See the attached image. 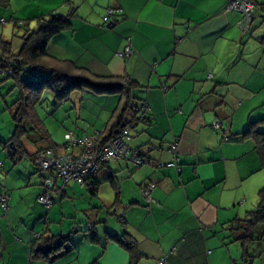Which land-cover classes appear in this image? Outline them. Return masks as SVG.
Segmentation results:
<instances>
[{
    "label": "crops",
    "instance_id": "0c3cea01",
    "mask_svg": "<svg viewBox=\"0 0 264 264\" xmlns=\"http://www.w3.org/2000/svg\"><path fill=\"white\" fill-rule=\"evenodd\" d=\"M228 1L0 0L1 20L8 15L27 22L30 30L38 18L68 17L70 28L49 41L42 67L52 71L70 62L91 76L137 85L133 97L139 107L124 120L130 126L128 145L145 162L137 170L124 162L102 166L89 180L97 185L94 194L69 183L57 202L44 208L37 203L44 175L32 157L49 144L61 154L66 141L55 143L34 107L49 142L31 132L21 140L24 157L15 162L1 144L10 138L0 141V195L9 197L8 213L0 208V264H49L30 257L35 235L62 242L50 264H129L117 242L123 233L137 245L136 264L162 258L166 264H242L243 251L230 227L256 207L264 186V150L258 153L252 135L242 136L251 123L264 134V0H252L256 12L248 35L238 29L241 15L224 11ZM108 9H120L123 18L101 29ZM3 32L0 39L9 42ZM127 41L131 55L121 59L116 53ZM65 102L58 104L68 107L60 120L71 121L74 129L68 132L81 137L101 135L121 100L74 92ZM214 122L222 124L220 130H213ZM173 142L180 172L171 165ZM100 182L110 189L107 203L100 199ZM148 183L157 186L147 208L140 188ZM75 187L96 196L104 217L94 213L95 224L68 237L64 200L76 196ZM37 205L50 209L47 216L41 218ZM57 214L59 223L50 224ZM41 219L48 227L45 221L39 228Z\"/></svg>",
    "mask_w": 264,
    "mask_h": 264
},
{
    "label": "trees",
    "instance_id": "16d2710c",
    "mask_svg": "<svg viewBox=\"0 0 264 264\" xmlns=\"http://www.w3.org/2000/svg\"><path fill=\"white\" fill-rule=\"evenodd\" d=\"M250 1L253 3L252 0ZM13 26L15 29L23 30V34L20 37L22 41L20 49L14 53L11 43L0 39V67L5 65L12 68L13 75L10 79L15 82L19 91L17 100L12 104V107H14V113L12 114L14 128L11 137L7 142L1 143L9 156L15 158L12 161L16 162V160L24 157L25 153L22 148L21 140L31 132L36 131L40 134L42 140L49 142L45 131L36 121L34 113L35 105L39 103L41 96L45 92L49 93L58 104L67 101L69 96L74 92H84L94 96H118L121 102L118 110L114 114V122L103 131L99 137V142L104 143L108 141L124 127L128 128L130 132L129 123L124 120V116L126 113H133V111L137 109L138 105L133 97V91L136 89L137 85L126 78L94 77L83 70L77 69L70 62H62L63 67L52 69V77L50 80L23 81L20 79L19 73L23 68L41 66L43 64L42 60L46 57L45 49L49 41L70 28L68 17L50 15L48 17L38 18L34 30L28 29L26 22H14ZM0 77L9 78L6 75ZM255 125L256 123H251L248 131L242 136L247 137L252 135L256 139L258 153L263 154L264 134L256 132L254 128ZM45 149H52V146L49 144ZM42 150H39L33 155L32 162L37 172L45 176L44 172L40 171L35 164V158ZM136 151L141 160V165L136 168L131 165L135 170L142 167L145 163L140 152L138 150ZM44 176L42 178L41 188ZM109 183L113 188L117 187L113 177L109 178ZM89 184H87L86 189L91 194H94L97 185L92 182L94 187L93 189H89ZM146 185L147 184L141 186V188ZM61 192L59 193V197ZM88 230H90V228ZM230 232L233 241L239 243L242 248V264H250L252 257L248 254L247 248L256 241H264V186L258 192V203L256 207L247 212L243 219L235 220L230 227ZM117 242L128 252L129 264H136L141 256L138 252L136 243L130 236L127 233H123ZM62 248V242L56 241V238L47 239L42 235L38 237V239L36 238L33 240L30 246V257L32 259L45 260L50 264V262L58 256Z\"/></svg>",
    "mask_w": 264,
    "mask_h": 264
},
{
    "label": "built area",
    "instance_id": "2783aa9c",
    "mask_svg": "<svg viewBox=\"0 0 264 264\" xmlns=\"http://www.w3.org/2000/svg\"><path fill=\"white\" fill-rule=\"evenodd\" d=\"M225 12H236L241 15L238 22V29L242 34L251 32L253 21L252 14L256 11L255 5L250 0H229L224 7ZM123 18L120 9H108L102 16L100 28L106 29L116 20ZM5 22L0 21V25ZM116 55L121 59H127L131 55L129 41L126 42L124 48L117 52ZM6 75L11 78L13 75L12 68L2 65L0 67V76ZM20 79L23 81L32 80H50L52 71L42 66L25 67L19 73ZM222 124L214 122L212 128L215 131L220 130ZM100 134L97 132L91 136L76 137L72 132L67 133V139L63 146V153L57 154L53 149H45L39 152L35 158V164L40 171L44 172V180L42 183V192L37 198V203L44 208H51L59 198L62 188L69 183H74L81 188L93 189L90 178L101 167L114 164L118 161L139 167L141 160L138 152L132 150L128 143L130 142V132L128 128H122L114 137L104 143L99 142ZM229 141V138H224ZM169 153L172 156V166L177 167L178 154L177 144L174 142L169 147ZM2 163L0 162V168ZM177 172L180 169L177 167ZM89 181V182H88ZM61 183V185L58 184ZM156 188V184L151 183L140 189L142 197L146 203V207L154 203L151 193ZM7 194L0 195V208L4 215L8 213ZM123 216L119 220L123 222ZM39 236L35 235L34 239ZM157 264H166L165 258L160 259Z\"/></svg>",
    "mask_w": 264,
    "mask_h": 264
},
{
    "label": "rangeland",
    "instance_id": "374dc122",
    "mask_svg": "<svg viewBox=\"0 0 264 264\" xmlns=\"http://www.w3.org/2000/svg\"><path fill=\"white\" fill-rule=\"evenodd\" d=\"M5 23L0 25L3 32L4 39H8L12 45L13 52L16 53L20 47V37L23 34V30L20 31L18 29L14 30V34L12 31L13 23L14 22H22L18 20H11L9 16H5L2 19ZM1 21V18H0ZM27 23V22H26ZM34 23V21H32ZM12 26V27H11ZM19 91L15 85V82L10 78H3L0 77V141L1 139L10 138L14 124L12 121V114L14 110L12 104L17 100ZM66 102L63 103V105ZM67 105V104H66ZM68 105L73 106L72 102L68 103ZM37 109V114L41 118V121L46 125L48 132L51 134L52 139L55 141L56 144L62 145L67 139V132L68 130L74 129L72 122H67L63 125V120L61 117L66 116V109L68 107H64L59 109L61 105L49 95L48 93H44L38 104L35 105ZM60 110V111H59ZM65 118V117H64ZM65 123V122H64ZM74 133V132H73ZM65 144V143H64ZM1 145V144H0ZM1 149V148H0ZM2 150V149H1ZM1 156V155H0ZM2 169V168H0ZM101 183V193L100 199L103 203H107L109 199H111V192L109 187L103 183ZM76 188V196L71 199L64 200L65 202V214H64V232L65 235L68 234V237L71 236V233H74L75 229H79L84 231L88 225L95 224L93 217L95 216L94 213L101 215L99 218L102 219L104 217V211L101 209L102 205L99 204V201L96 199V196H92L87 191H81L80 189ZM35 203V201H34ZM38 208H40L37 205ZM99 208V210H98ZM41 209V218L47 216L48 209ZM56 209V208H55ZM42 220V219H41ZM46 220H42L39 224V228L44 225ZM58 214L57 219L50 217L49 222L50 224L57 225L59 222ZM97 224V223H96ZM45 227H48V221H46ZM249 254L251 255L252 259L250 260L251 264H261V261L264 259V241H256L252 245L249 246Z\"/></svg>",
    "mask_w": 264,
    "mask_h": 264
},
{
    "label": "water",
    "instance_id": "95a60500",
    "mask_svg": "<svg viewBox=\"0 0 264 264\" xmlns=\"http://www.w3.org/2000/svg\"><path fill=\"white\" fill-rule=\"evenodd\" d=\"M254 16H255V12L252 14V17H253V18H254ZM110 26H112V24H111ZM110 26H108V28H109Z\"/></svg>",
    "mask_w": 264,
    "mask_h": 264
}]
</instances>
